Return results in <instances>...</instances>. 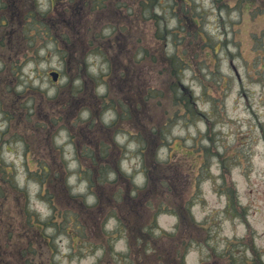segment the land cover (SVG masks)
Here are the masks:
<instances>
[{"label":"rangeland","instance_id":"374dc122","mask_svg":"<svg viewBox=\"0 0 264 264\" xmlns=\"http://www.w3.org/2000/svg\"><path fill=\"white\" fill-rule=\"evenodd\" d=\"M185 1L0 0V250L18 256L10 264H36L37 251L40 264H264V44L254 41L264 14L239 0ZM190 8L199 27L185 23ZM186 25L217 54L189 40L191 65L172 81L164 67ZM174 83L192 93L194 113L178 108ZM31 217L45 222L38 234Z\"/></svg>","mask_w":264,"mask_h":264},{"label":"trees","instance_id":"16d2710c","mask_svg":"<svg viewBox=\"0 0 264 264\" xmlns=\"http://www.w3.org/2000/svg\"><path fill=\"white\" fill-rule=\"evenodd\" d=\"M231 1H233V0H229V2H226V3L227 4H231ZM234 1L237 2V0H234ZM184 2L186 4V6H190V2H187L185 0H184ZM222 6H226L227 7V5H225V4H223ZM238 8L240 9V11H243L244 8H247V11H249V13H251L253 16H255L257 14H264V0H239L238 1ZM184 14H185L184 15L185 23H187L188 20H189L188 24H192L193 23V24H195L196 26L199 27V24H200L199 21H200V18L202 17L201 14H199V15L195 14L193 12V10H191V8L189 10H187L186 13H184ZM2 24L3 23L0 22V25H2ZM188 29L189 28L187 27V25L184 26L183 27V32L180 35V37L178 38V41L180 43L179 45H181V51L175 53L174 55L169 56L167 58V61L169 62V66H167V67L165 66L164 67L165 70L168 68V71L170 72L169 75H171L172 81L174 79L179 78V75L182 72V70L184 69V66L191 65V62H192V55L190 54L191 46H190V48L188 46L189 42L191 40H194L196 43H199V48L202 49V52L204 53V56L206 58L212 56V53H213L214 56L217 54V49L214 48L213 47L214 44L211 43V42H215V41L213 40L212 37H210L209 34L205 33L203 30H201V32L196 31L193 34V33L189 32ZM263 31H264V27H263L261 32H263ZM163 35H164V33H162L161 36L159 37L161 40L163 39ZM262 35H264V33ZM252 38H254L253 34H252ZM254 41H255V47H257L259 44H264V37L262 38L261 36H256L254 38ZM173 42L178 45L176 40H174ZM206 43H207V46H205L204 48H202V46H200V44L201 45H206ZM142 49L145 51V53H147L145 48H140L139 50H142ZM139 50H138V52H139ZM138 52L135 54L134 60H135L136 56L138 55ZM255 52H256L257 60L262 62L263 66H264V51H261L259 49H255ZM143 56H144V54H143ZM139 60L137 62H139ZM263 66H261V69H264ZM214 78H215L214 82L217 84L216 88H220V89L225 88L226 83H227V77L226 76H222L219 73L218 74L215 73ZM173 85L175 87H173L172 97H176L175 103L178 105V108L179 109L183 108L185 111H188L190 113H194L195 110H194V107H193V101L191 99L192 93L189 94V95H186L185 91L182 89V87L179 84L177 85V84L174 83ZM173 85H170V87H172ZM174 92H175V94H174ZM104 99L107 100L106 98H104ZM114 108L117 110V106L114 107ZM120 117H121V113L119 111L117 113L116 119L113 122L114 125L117 124V122L121 119ZM123 126H125V124H123ZM121 129H123V128H121ZM158 132H161L160 133V138L163 137L164 131L163 132L162 131H158ZM154 134L155 135H153V136H156V135L158 136V134L156 132ZM41 166H42V170L45 173L49 172V170H53V168H49V166L46 163H43V165H41ZM64 174H68V173L65 172ZM146 181L147 182L150 181V177H149L148 173H146ZM64 187H67V186L64 185ZM67 188L69 190L70 196L72 198H77V196L75 194H71L70 193L71 192L70 187L68 186ZM227 198L230 200V202L234 203L233 197L227 196ZM174 213H175V211H174ZM27 215L30 217L29 212L27 213ZM111 215H112V213L109 216H111ZM112 216H114V215H112ZM176 216L178 217V221H180L178 213H177ZM34 220H36V221L34 222ZM30 221H31L32 227L36 230L37 234L42 229V226L45 225V222L44 223H39L38 222L39 220L35 219L34 217H31ZM12 223L15 224L14 222H12ZM46 224H48V223H46ZM7 226L8 227H12L10 222L7 223ZM17 242H22V241H16L15 245H17ZM46 243H47L49 248L52 247L50 242H46ZM2 247L4 248V246H2ZM52 250L53 249H50L49 252H52ZM3 251L4 250H0V264H10L9 262H13V261L18 260V256L15 253L10 255V259H7L6 255L3 256V254H4ZM37 253L41 257L40 260H42L43 259L42 258L43 251H37ZM33 255H36L35 251H33ZM33 255H30V256H33ZM23 257H25V258L27 257L25 259V261L28 262L29 264H32L33 260L36 259L34 256H33V259H29L27 255H23ZM36 260H38V259H36ZM40 260L38 262H36V264H40ZM21 261H22V259H21ZM21 264H22V262H21ZM51 264H53V263H51Z\"/></svg>","mask_w":264,"mask_h":264},{"label":"water","instance_id":"95a60500","mask_svg":"<svg viewBox=\"0 0 264 264\" xmlns=\"http://www.w3.org/2000/svg\"><path fill=\"white\" fill-rule=\"evenodd\" d=\"M50 76L53 81H56L58 79L59 73L57 71H51Z\"/></svg>","mask_w":264,"mask_h":264}]
</instances>
